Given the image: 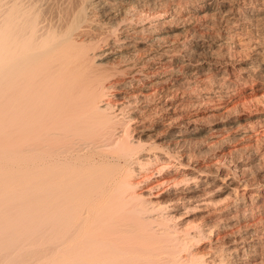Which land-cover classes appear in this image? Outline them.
Returning a JSON list of instances; mask_svg holds the SVG:
<instances>
[{"label":"bare ground","instance_id":"bare-ground-1","mask_svg":"<svg viewBox=\"0 0 264 264\" xmlns=\"http://www.w3.org/2000/svg\"><path fill=\"white\" fill-rule=\"evenodd\" d=\"M259 126L264 0H0V264H264Z\"/></svg>","mask_w":264,"mask_h":264},{"label":"rangeland","instance_id":"rangeland-1","mask_svg":"<svg viewBox=\"0 0 264 264\" xmlns=\"http://www.w3.org/2000/svg\"><path fill=\"white\" fill-rule=\"evenodd\" d=\"M242 55L243 56L236 55L235 59L237 61L244 62L246 64L244 67H247V66L249 67V64H251L253 62L254 58L256 57V55H254L253 52L245 53V54H242ZM225 100H221V102H220L219 100L216 99V100L213 101L214 105L211 104L209 107H218L219 106L218 103L219 104L220 103L228 104L229 102H227V101L225 102ZM223 111L225 112V109H223L221 112H223ZM221 118L222 117H216L214 119H211L210 121H213V122H211V124L214 123L216 125H220L221 126L222 123H223V122H220V121H222ZM210 121H209V123H210ZM260 127L261 126H259V128L257 127V129H258V130H256L257 132L249 133L247 137H244V138L238 137L234 141L226 142L225 144L221 145V147H218L217 149H212V151L214 153L212 151H210V153L211 152L212 153L209 154V155H208V153H207V155L203 154L202 157L200 158V163L203 162L202 166L209 168V166H211V165L216 163L217 159L218 160L219 159L220 160L221 159L222 160L225 159V160H228V161L231 160V161H234V162L243 161L244 163H248L249 162V163H251V167H252L251 168V174L253 175V177L258 182H264V132H262V131H264V127L262 126L261 129H260ZM261 132H262V134H261ZM257 133H260V134H257ZM229 134L238 135L237 132H234V131L229 132ZM225 135L227 136L228 134H225ZM248 138H250V139H248ZM212 141H214V140H212ZM208 142H206V144ZM209 143L211 144L212 142H209ZM209 143L207 145H209ZM203 153H206V152H203ZM251 156H254V158L251 157ZM217 157H219V158H217ZM203 158H205V159H203ZM204 163H205V165H204ZM223 199H224V196H221V198H219L220 201H223Z\"/></svg>","mask_w":264,"mask_h":264}]
</instances>
